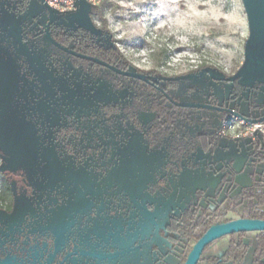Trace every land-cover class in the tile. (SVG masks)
Wrapping results in <instances>:
<instances>
[{
  "label": "rangeland",
  "instance_id": "1",
  "mask_svg": "<svg viewBox=\"0 0 264 264\" xmlns=\"http://www.w3.org/2000/svg\"><path fill=\"white\" fill-rule=\"evenodd\" d=\"M94 3H81L75 17L86 18L85 24L95 31V27L101 25V20L97 16L90 17V12L102 11L108 31L136 68L154 70L168 77L198 76V79L179 81L180 90L171 92L172 97L182 104L203 107L195 115L197 131L216 132L221 121L234 111L253 120L264 116V79L259 80L264 75L254 73L248 78L249 81L240 79L236 83L214 80L231 77L243 66L250 34L243 0H94ZM45 12L42 1L33 0L28 10L15 17V21L19 24L30 23L35 16H43V21ZM55 17L61 18V15L56 14ZM32 45H38V42H33ZM49 46L48 43L45 46L49 51L47 53L51 52ZM37 49L40 56H44V61L54 67L53 61L45 58V50L42 51L41 47ZM29 62L30 71L41 76L35 82L34 89H38L41 84L48 98H54L52 84L43 74L45 71L38 61ZM202 69L209 70L211 78L207 75L200 77ZM251 78L255 80L252 81ZM16 90L15 82L9 106L12 110L9 111L20 118L18 110L14 109ZM69 93L71 96L74 94L72 90ZM117 99L116 94L99 86L90 92L86 100L89 106H93L101 101ZM42 115L45 116V123L50 125L52 120L44 109ZM22 118L27 119L24 115ZM62 119L63 115L59 112L56 124ZM111 141L115 144L108 146L104 139L100 147L90 150L92 154L89 159L94 160L99 155L101 165L97 170L83 174L84 189L77 184L73 189L68 186L65 190V206L60 209L59 216L65 215L67 208L77 206L80 203L77 201L83 199L77 211H83L87 215L92 227L87 236L90 238L88 250L102 255L123 253V256L108 264H140L142 256H147L146 261L150 262L164 254H167L166 262L169 264H180L184 253L180 254L182 257L174 256L162 234L169 215L186 208L197 190L212 193L220 176L207 173L203 167L211 164V168L220 169L231 160L244 159L250 141H232L220 136L219 148L215 154H195L191 159L195 166L187 163L184 173H172L170 170L164 180L161 178L166 174L164 167L168 161L164 150L149 149L137 135L130 138L121 135ZM45 152L44 164L48 163L51 170L58 173V176L55 173L56 179L70 184L75 175L64 169L51 142ZM213 162L217 163L214 165ZM245 163L244 176L251 179V166L247 159ZM39 165L37 158L32 167ZM45 165L37 169L41 173L36 178L38 188L47 183L46 180L43 181V175L48 179L46 170L49 166ZM7 166L17 168L18 164ZM51 170L49 171L52 173ZM258 171L264 174V167H259ZM80 175L82 174H77V177ZM236 182L241 187L246 186L238 179ZM71 192L78 196L72 198ZM237 217L232 214L228 216L234 219ZM255 237L256 234L252 233L248 238L255 241ZM224 239L215 241L204 256L209 257L216 252L214 245ZM136 246L139 247L135 248ZM153 246L156 249L151 252ZM92 264L104 263L97 260Z\"/></svg>",
  "mask_w": 264,
  "mask_h": 264
},
{
  "label": "trees",
  "instance_id": "2",
  "mask_svg": "<svg viewBox=\"0 0 264 264\" xmlns=\"http://www.w3.org/2000/svg\"><path fill=\"white\" fill-rule=\"evenodd\" d=\"M92 15L97 16L102 27L108 30L102 11H92ZM51 35L60 44L87 56L85 59L78 58L59 51L51 44L49 47L52 53H47L49 51L45 43L35 46L30 44L34 52L39 47L45 50V58L53 61L54 67L51 68L44 61V56L36 52L43 64L53 69V73L65 84L71 85L75 92L71 102L60 105L59 112L63 119L55 126V150L67 170L84 174L97 170L101 159L97 155L94 160H90V150L100 147L104 139L108 146L115 144L111 139L121 135L124 138L140 136L149 149L164 150L167 153L168 161L164 167L166 175L161 180L169 175L170 170L172 173H181L187 163L194 166L191 159L195 154L201 152L213 155L218 150L220 136L217 131L196 129L195 115L203 107L182 104L169 93V89L178 85L179 79L162 80L160 84H154L127 75L139 72L152 75L156 71L136 68L122 53L116 41L110 46H103L91 36H60L56 31ZM55 53L60 59H52ZM161 84L164 88L160 87ZM99 86L106 87L118 99L89 106L86 99ZM259 119L264 120V116ZM248 146L252 185L239 186L236 172L229 164L225 165L219 170L220 180L212 193L197 190L186 208L169 215L162 234L174 256L182 257L180 254L184 253L180 264L186 262L195 243L212 226L241 218L264 220V174L258 171L259 167H264V140L250 142ZM19 201L17 185L8 178H0V213L15 214ZM77 202H80L78 207L71 208L61 218L60 224L63 227L58 236L53 235L50 228L46 229L48 238L41 235L37 229L40 225L38 219L28 217L29 222L25 224L27 231L32 228L37 240L42 241L48 249L44 264H92L97 260L108 264L123 256V253L102 255L88 250L90 238L87 234L90 235L92 227L87 215L77 211L83 199ZM31 204L33 207L35 203ZM231 214L238 217L228 218ZM252 233L256 234L255 241L248 238ZM229 237V248L224 254L205 257L212 243L205 248L198 264H264V231L237 233ZM155 249L156 246H153L151 252ZM166 255L150 262L146 261L147 256H142L140 264H169Z\"/></svg>",
  "mask_w": 264,
  "mask_h": 264
},
{
  "label": "flooded vegetation",
  "instance_id": "3",
  "mask_svg": "<svg viewBox=\"0 0 264 264\" xmlns=\"http://www.w3.org/2000/svg\"><path fill=\"white\" fill-rule=\"evenodd\" d=\"M31 1L33 0H0V178H8L17 185V196L20 199L19 207L15 214H8L6 213L7 211L5 212L6 214L0 213V264H44L45 253L48 249L44 247L45 244L42 241L37 240L32 228L27 231L26 225L29 222L28 217L38 219L40 225L37 229H39L38 232L41 235L47 237L48 233H46V229L48 228L53 231V235H60L63 227L60 224L61 218L66 213H69L71 208L76 209L79 205L67 208L66 210L68 212L66 211L62 217L59 216L60 209H63V206H65L67 198L65 190L68 186L73 189L75 184L83 187L82 184L85 180L84 173H75L67 170L63 166L66 171L72 172L75 175L74 180H71L70 184L63 183L55 178L56 174L58 176V173L51 170L48 163L45 165L43 162V155H45L46 148L50 142L53 144V149L55 150V126L58 124H56V116L59 114V107L64 102H71V97L74 96L75 92L71 89V85L65 84L56 73H53L51 68L43 64L37 54L38 52H34L31 48L32 43H48L63 53L78 57L60 48L63 47L84 56L78 58L85 59L87 57L86 55L60 44L51 34L56 31L60 36H91L103 46H110L115 41L113 35L104 29L102 25L96 26L94 31L85 24L86 18L75 17V11L57 12L52 9L54 11V17L50 22V15L46 9L43 21V16H35L32 18L31 24L17 23L15 17L24 14L28 10ZM56 14L61 15V18H56ZM91 16H93L92 12L90 13ZM49 23L50 25L48 27ZM47 28L51 39L60 47L54 45L47 39ZM52 59L58 60L60 58L58 55H53ZM30 60L38 61L41 69L45 71L43 74L45 79L52 84L54 98H48L41 84L39 85L37 83L39 85L38 89H34L35 82L39 81L41 76L39 77L38 74L36 75L33 71H30ZM100 63L105 66L103 62ZM136 74L143 75L144 78H138L154 84H160L162 80L179 79L181 81L185 79H198L196 75H191L190 78H182L184 76L168 77L157 71L152 75L143 72ZM205 75L210 77V72H205L202 77ZM238 81L239 79L234 82L236 83ZM15 82L17 90L14 109L18 110L17 113L20 115V118H17L9 111L10 109L12 110L9 106L11 105L10 102L14 93ZM160 87L164 88V85L161 84ZM71 90L74 93L72 96L69 93ZM178 90H180L179 85L169 89V93L171 94V92ZM43 109L49 114L52 120L50 125L45 123V116L42 115ZM234 112H230L229 117L223 119L221 124L225 120L239 117L238 113L235 114ZM22 115L26 116L27 119L22 118ZM32 141L35 144L34 162L38 158L40 163L36 168L32 167L34 162L30 164L26 163L28 158H32V155H29ZM7 156L12 157L10 160H17V162L19 161L18 163H21L16 170L1 169L3 159ZM245 158L248 161L247 155ZM15 162L11 164H15ZM225 162L223 161V163ZM234 162L235 160H231L228 163L235 171L233 167ZM216 163L213 162L212 164L215 165ZM44 165L49 166L46 170L48 179H45L43 175V181L46 180L47 183L41 188H38L36 180L41 173L37 169H41ZM193 165L195 166L196 164ZM210 165H205L203 167L204 170L207 173L220 176L219 170L221 168L214 169ZM49 170L53 172L51 173ZM184 172L185 170H183ZM77 174L82 175L77 177ZM64 186L67 187L65 188ZM70 195L72 198L78 196L74 192H71ZM61 196L62 199H60ZM31 203H35L33 207ZM17 213H20V216L16 217ZM87 236L89 235L87 234Z\"/></svg>",
  "mask_w": 264,
  "mask_h": 264
},
{
  "label": "water",
  "instance_id": "4",
  "mask_svg": "<svg viewBox=\"0 0 264 264\" xmlns=\"http://www.w3.org/2000/svg\"><path fill=\"white\" fill-rule=\"evenodd\" d=\"M45 8L48 10L50 15V22L53 20L54 11L45 5V0H41ZM81 3H87L86 1H79L77 4V10L74 12L75 14L78 13ZM243 4L248 16V23H249V38L246 45V52L244 57V63L242 68L233 76L225 78L219 77L215 78L218 81H227V82H234L237 79H244L245 81H249L250 75H254V73H259L260 75H264V0H243ZM91 13V12H90ZM90 19V18H89ZM88 19V20H89ZM50 23L48 24L49 27ZM47 39H49L54 45L60 47L57 43H55L48 34L47 28ZM63 50L76 55L78 57H84L80 54H76L73 51H69L63 47H60ZM210 72L209 70H203L200 73V77L205 73ZM248 73L245 77L244 75ZM127 75L134 76V77H141L144 78L143 75H139L136 73H126ZM190 76H184L182 78H190ZM253 77V76H252ZM264 79L263 76L259 77V80ZM250 80H255L251 78ZM239 117H243L238 114ZM253 121L261 122L264 121L263 119H255ZM27 133V131H26ZM32 158H28L26 160L27 164L34 162L35 160V144L32 141L31 143V150L30 154ZM12 158V157H11ZM10 157H4L3 165L1 169L6 170H16L17 168L9 167L7 164H11L12 162H17V160H10ZM20 165L21 163H16ZM264 231V220L259 219H247L241 218L236 219L227 223L217 224L212 226L203 236L199 239L195 245L193 246L192 250L190 251L187 260L184 264H198L200 258L207 246L214 243L215 241L227 237L237 233H245V232H263Z\"/></svg>",
  "mask_w": 264,
  "mask_h": 264
},
{
  "label": "built area",
  "instance_id": "5",
  "mask_svg": "<svg viewBox=\"0 0 264 264\" xmlns=\"http://www.w3.org/2000/svg\"><path fill=\"white\" fill-rule=\"evenodd\" d=\"M82 0H45V4L57 12L76 11L77 4ZM94 5V0H83ZM218 134L232 141L248 140L256 142L264 140V121L256 122L253 119L236 117L222 122ZM1 163V162H0Z\"/></svg>",
  "mask_w": 264,
  "mask_h": 264
},
{
  "label": "crops",
  "instance_id": "6",
  "mask_svg": "<svg viewBox=\"0 0 264 264\" xmlns=\"http://www.w3.org/2000/svg\"><path fill=\"white\" fill-rule=\"evenodd\" d=\"M246 159L247 158L236 159L234 162V167L236 170V179H238L241 183H244L247 186V185H252V180L249 178H246L244 176V172H245V168H246V163H245ZM223 238H225V239L218 242L217 245H214L216 252L214 251L213 253H211V255H209V257L210 256H220L227 251V249L229 248V244H230V237L227 236V237H223Z\"/></svg>",
  "mask_w": 264,
  "mask_h": 264
}]
</instances>
